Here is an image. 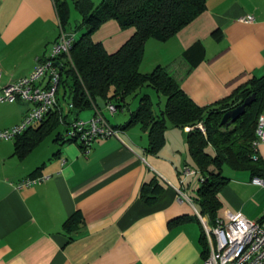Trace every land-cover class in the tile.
Segmentation results:
<instances>
[{"label":"crops","instance_id":"0c3cea01","mask_svg":"<svg viewBox=\"0 0 264 264\" xmlns=\"http://www.w3.org/2000/svg\"><path fill=\"white\" fill-rule=\"evenodd\" d=\"M60 1L68 10L65 31L72 32L81 16L74 0ZM101 1L91 0L95 6ZM248 16L253 21L242 22ZM60 27L56 0H0V90L33 72L57 41ZM131 34L111 20L92 39L113 53ZM196 43L204 54L191 67L183 54ZM158 66L198 106L264 77V0H206V10L173 38L146 41L139 72L149 74ZM142 95L151 98L157 111L163 108L164 100L153 99L148 89L127 103ZM70 106L66 102V110L60 108L64 116H70ZM126 108L130 111L129 104ZM31 109L21 101L0 104V131L18 125ZM100 109L104 116L105 106ZM92 115L86 108L76 119L87 121ZM119 131V138L98 140L87 154L76 142L55 141L56 135L48 139L51 134L18 159L14 139L0 141V264H204V226L193 204L201 176L188 154L187 128L169 127L156 154L146 150L147 133L139 126ZM256 153L264 162V143ZM184 167L196 173L181 183ZM222 175L228 182L218 193L220 219L240 213L264 228V189L251 184L249 172L224 167ZM37 178L43 180L17 187ZM154 179L164 190L146 205L140 192ZM176 190L192 205L179 201ZM76 212L83 223L67 234L63 224ZM201 218L208 224L207 217Z\"/></svg>","mask_w":264,"mask_h":264},{"label":"trees","instance_id":"16d2710c","mask_svg":"<svg viewBox=\"0 0 264 264\" xmlns=\"http://www.w3.org/2000/svg\"><path fill=\"white\" fill-rule=\"evenodd\" d=\"M73 6L81 16L79 24L69 32L78 35L70 50L73 66L65 56L58 59L61 68L58 67L57 106L37 127H30L14 138V155L23 159L60 127V119L62 124L70 122V116H64L58 105L60 87V97L71 105L70 115L73 111L77 115L98 102L112 104L117 111L124 110L129 98L138 96L143 89H152L164 98L163 108L156 111L157 105L148 95L139 96L137 108L130 112L127 123L117 129L139 126L147 133L146 150L156 154L164 146V134L169 127L189 128L186 135L188 154L201 176L193 204L201 216L207 217L209 226H214L222 209L218 193L228 182L222 175L224 167L235 172H249L251 178H264V162L252 145L258 116L264 111V77L252 78L218 102L198 106L165 68L158 66L149 74L139 72L146 41L166 42L173 38L206 10V0H102L97 6L91 0H74ZM56 9L65 31L67 7L56 0ZM111 20L123 30H132V34L118 50L107 53L101 43L93 41L92 35ZM203 54L202 45L196 43L183 55L190 59V66L195 67ZM252 96V103L237 120L221 124L226 112ZM198 124L204 127V133L197 129ZM64 133L65 130L63 134L57 133L55 141L75 142L67 140ZM163 190L154 179L143 185L140 198L144 204L152 205ZM82 223L81 215L76 212L64 222L63 229L69 234L77 231ZM200 245L201 256L206 260L208 249L204 231Z\"/></svg>","mask_w":264,"mask_h":264},{"label":"built area","instance_id":"2783aa9c","mask_svg":"<svg viewBox=\"0 0 264 264\" xmlns=\"http://www.w3.org/2000/svg\"><path fill=\"white\" fill-rule=\"evenodd\" d=\"M253 17L242 19L244 23H251ZM75 40V34L64 31L60 27L57 41L52 45L47 57L39 62L33 72L26 78L8 84L0 90V104L15 103L18 101L28 103L32 109L23 117L22 121L11 129L0 131V141L11 140L25 132L32 126L39 125L47 115L57 106L56 88L59 80V68L56 62L61 56L72 65L70 50ZM106 110L114 115L117 110L114 105H104ZM71 108V106H70ZM92 117L87 121L72 120L65 127L64 137L78 143L84 154H87L94 142L108 138H119L120 129L110 125L102 115L99 102L92 103ZM61 124L63 120L60 119ZM197 129L204 133V127L197 125ZM189 131L190 129L187 128ZM264 143V115H259L255 129V140L252 145L256 147ZM196 172L189 167H184L181 172V183L186 177ZM43 178L25 180L18 184V188L29 187L39 183ZM251 184L264 189V178L253 177ZM178 200H186L192 205L191 200L181 190H176ZM196 215L203 223L206 237L208 257L204 264H264V228L252 222L240 213H227L223 219H218L210 227L204 223L201 216Z\"/></svg>","mask_w":264,"mask_h":264},{"label":"rangeland","instance_id":"374dc122","mask_svg":"<svg viewBox=\"0 0 264 264\" xmlns=\"http://www.w3.org/2000/svg\"><path fill=\"white\" fill-rule=\"evenodd\" d=\"M75 24H76V26L78 25V23H73L72 24L73 30L76 27ZM75 35L78 36L77 34H75ZM143 90H145V89H143ZM148 91H151V93L153 94V99H158L159 96L152 89H148ZM61 92H62V88L60 87L59 88L58 105L63 111H65L66 110L65 109L66 102L60 97ZM159 99L160 100L162 99V101L164 100L163 97H159ZM137 105H138V98H136L135 100L129 101L130 111L135 110ZM126 109L127 108H125L124 110H118L114 115H110L109 112L105 111L104 117L112 126H114L116 128H120V127L124 126V124L127 123L128 119H129L130 111L128 109L127 110ZM155 109L157 111L156 106H155ZM63 131H64L63 126L58 127L56 129V131L54 133H52L51 137H49L48 139H50V138L52 139L57 133H61V132L63 133ZM207 225H209V224H207Z\"/></svg>","mask_w":264,"mask_h":264},{"label":"water","instance_id":"95a60500","mask_svg":"<svg viewBox=\"0 0 264 264\" xmlns=\"http://www.w3.org/2000/svg\"><path fill=\"white\" fill-rule=\"evenodd\" d=\"M56 65L61 68L58 62H56ZM253 101V96L245 99L241 105L238 107L226 112L221 120V124H225L227 121L234 122L237 120L243 113L247 106H249ZM99 105L101 108L104 107V104L102 102H99ZM76 113L73 111L70 115V120H73L75 118Z\"/></svg>","mask_w":264,"mask_h":264}]
</instances>
